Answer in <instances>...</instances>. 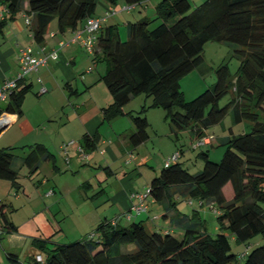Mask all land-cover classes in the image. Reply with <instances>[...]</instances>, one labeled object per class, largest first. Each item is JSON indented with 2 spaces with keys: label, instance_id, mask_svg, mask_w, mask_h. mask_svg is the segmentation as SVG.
<instances>
[{
  "label": "trees",
  "instance_id": "16d2710c",
  "mask_svg": "<svg viewBox=\"0 0 264 264\" xmlns=\"http://www.w3.org/2000/svg\"><path fill=\"white\" fill-rule=\"evenodd\" d=\"M125 1L130 6L146 0ZM0 6L2 15L5 11L11 15L25 12L34 40L41 43L54 19L61 33L83 27L88 17L96 16L97 1L0 0ZM155 12V18L129 22L124 40L114 24L102 25L98 33L93 61L104 62L102 79L113 97L112 103L102 109L103 119L110 122L128 114L124 105L133 96L146 94L152 97L150 106L162 107L165 118L175 128H190L194 140L230 110L236 122L248 121V131L225 139L226 151L220 162L210 160L208 151L202 150L199 154L205 164L200 172L193 174L176 160L164 165L148 185L150 196L165 210L177 207L176 197L190 203L197 200L200 206L210 204L217 212V233L207 231L196 208L170 218L180 233L149 229L144 220H135L136 217L123 225L125 211L116 224L111 223L112 219L102 220L96 237L92 234L53 247L48 245L49 238L34 237L32 243L46 257L39 261L37 256L41 254H32L23 261L18 254L7 252L11 264H241L239 256L232 252L229 238L247 243L261 235L264 240V0H204L196 6L191 0H160ZM157 20L158 24L151 27ZM4 23L0 20L1 25ZM208 40L242 46L237 50L242 56L240 68L233 76L228 65L221 64L216 69L215 85L187 101L180 80L201 66ZM27 75L17 79V86L0 106V113H22L25 95L32 89V84L26 82ZM229 92L231 99L221 106V99ZM129 115L135 125L131 142L136 145L146 141L147 118ZM97 140L98 137L86 136L82 145L88 151ZM12 149L0 147V178L19 189ZM52 157L44 145L37 144L23 163L32 174L41 160ZM8 209L1 199L0 240L3 234L18 232ZM243 264H264V243L250 251Z\"/></svg>",
  "mask_w": 264,
  "mask_h": 264
},
{
  "label": "crops",
  "instance_id": "0c3cea01",
  "mask_svg": "<svg viewBox=\"0 0 264 264\" xmlns=\"http://www.w3.org/2000/svg\"><path fill=\"white\" fill-rule=\"evenodd\" d=\"M96 1L95 15L105 17L102 25L114 24L119 27L122 21L128 26L130 20H127L126 16H131V9L139 6L147 13L151 9V14L148 13V16L147 13L139 11V15L134 16L135 20L144 17L155 18V7L160 0H146L137 5H130V10L123 9L128 5L125 0ZM2 9L0 6V11ZM26 18L23 11L15 15L7 11L3 15L0 14V20H5L4 24H0V86L5 79L14 78L19 73V52L23 46H31L34 55L41 56L60 47L61 41H68L73 34L72 30L61 33L58 27H53L51 23L43 42L37 43ZM119 33L122 39L120 30ZM125 35L127 38L128 27ZM93 56L80 43L70 42L58 49L56 58H48L37 71L29 73L26 82L32 84L36 95L30 94L32 89L26 93L22 113L7 112L11 122L0 133V147L22 148L20 153L23 154V159L35 145H44L53 157L41 160L38 170L32 174L27 167L30 178L40 177L38 184L44 187V196L60 203L74 191L81 194L80 189L83 188L84 194L91 198L93 205H104L97 218L102 221L114 219L138 201L133 194L143 192L149 185L140 165L148 163L150 157L140 152L142 146L147 144L146 141L132 147L130 136L135 130L133 121L119 116L110 122L104 121L102 109L112 103L113 97L107 93L109 90L106 84V87L102 85L105 64L95 63ZM42 87H46L47 91L42 93ZM104 88L107 89L104 91ZM85 90L88 91V98L81 97L77 100L80 92ZM4 104L1 103L0 106ZM106 123L109 125H105ZM86 136L89 139L98 137V140L88 148V158L83 159L77 148L85 143ZM5 137L7 142L3 143L2 139ZM70 140H75V143L69 146L68 152L65 153L61 147ZM214 143L215 138L212 139L211 146ZM139 156L143 159L142 162ZM68 174L81 176H78L75 184L71 186L66 179ZM144 178L147 180H142ZM0 186L6 188L8 185L0 183ZM50 190L52 192L49 193ZM1 195L2 191L0 200L5 194ZM81 203L85 204V200ZM55 205L56 203L52 204ZM52 206L48 207L50 211ZM179 212H182L179 206L165 210L161 203L149 197L145 217L153 215L157 224H145L149 229H171L180 233L170 221V218ZM199 212L201 216L204 215L203 211ZM205 214L202 216L204 220L208 216V213ZM122 219L127 224L131 222L130 219ZM10 235L14 236L13 238L19 237L20 243L24 244L23 236L15 233Z\"/></svg>",
  "mask_w": 264,
  "mask_h": 264
},
{
  "label": "rangeland",
  "instance_id": "374dc122",
  "mask_svg": "<svg viewBox=\"0 0 264 264\" xmlns=\"http://www.w3.org/2000/svg\"><path fill=\"white\" fill-rule=\"evenodd\" d=\"M203 1L204 0H191L193 6L201 4ZM150 10H148L149 14H151ZM139 11L147 13L143 11V7L140 8L139 6L136 9H131L132 15L126 16L127 20L135 22L137 19L135 20L134 16L139 15ZM123 13L125 14L126 11ZM124 22L125 21L119 23L122 40L126 39L127 36L125 35V31L128 26H126ZM51 23L53 27L57 26L56 19ZM157 24L158 21H154L151 27ZM241 48L242 46L233 42L208 40L204 46V61L201 66L194 68L180 80L185 100H192L206 89L212 88L217 80L216 69L221 64H227L230 74L233 76L236 75L242 61V56L237 50ZM98 64H104V62H99ZM102 83V85L106 87L104 81ZM105 89L107 88H104V91ZM30 94L36 95L35 88L30 91ZM100 96H102V94H100ZM81 97L88 98V91H81L77 96V100ZM231 97L232 93L229 92L221 99L219 104L223 106ZM151 103L152 97L146 94L133 96L131 100L124 105V111L128 114L119 116L122 118L124 117L123 119L133 121L132 116L129 114L139 115L146 117L149 122L147 128L149 137L145 142L147 144H144L141 148L142 150H140L142 154H147V156L150 157V161H147L148 163H142L140 165L143 168L142 173L145 174L146 178L149 180L147 182H150L154 176L163 169L166 159H168L173 152L179 151L181 153L178 162L193 174L200 172L204 167L205 160L199 154L202 150L208 151L210 160L220 162L226 151L225 139L249 130L248 122L246 120L236 122L230 110L220 122L211 124L205 129L204 133L214 136V145L193 148L194 133L192 130L190 128L183 130L175 128L165 118V110L162 107L150 106ZM143 107L145 108L144 111H142ZM105 125L109 124L106 123ZM7 127H4V129ZM4 129L0 130V133ZM6 140L7 138L5 137L2 139V142L6 143ZM131 144L132 147L136 146L132 142ZM21 149L20 147H14L12 149L15 155L13 164L18 171V181L21 187L16 189L11 182L0 180L2 181L0 183L8 185L6 188L0 186V191H2V195L5 194L2 200L8 204L9 217L18 227V232L15 234L23 236L25 242L21 244L19 237L13 238L14 236L10 234H3L0 240V264H11L7 258V252L18 254L23 261L27 260L32 254L37 253L42 254L45 258V252L32 243L34 237L42 239L49 238L50 242L48 245L53 247L56 244H66L82 240L88 238L92 234H95V237L98 236L97 227L101 220L97 218L99 211H103L104 206L96 207L93 205L91 198H88L84 194L85 191L83 188L80 189L81 194L78 191H74L65 197L61 203L45 197L44 187L38 184L40 177L30 178L27 166L23 163V154L20 153ZM139 159L140 161L143 160L140 156ZM78 176H81V174ZM78 176L68 174L66 179H68V182L72 186L75 184V180ZM142 177H144V175H142ZM142 180L147 179L144 178ZM175 199L177 201V206H179V210L182 212L189 213L196 208L204 212V215H202L203 217L206 215L205 213H208L205 220L206 229L212 235L217 233V212L211 208L210 204L200 206L197 200H194V203H190L183 197H176ZM83 200H85V204L81 203ZM53 203H56V205L52 206ZM50 206H52L51 211L48 208ZM147 212L141 213L136 219L144 220V223L157 224V221L153 219V215H151V217H145ZM121 224L127 225L124 219L121 220ZM229 239L232 252L239 256V262L241 264L245 262L250 251L264 243L261 235L253 237L247 243L236 241L232 237ZM132 245L135 246L134 244ZM244 252H247V254L244 255Z\"/></svg>",
  "mask_w": 264,
  "mask_h": 264
},
{
  "label": "built area",
  "instance_id": "2783aa9c",
  "mask_svg": "<svg viewBox=\"0 0 264 264\" xmlns=\"http://www.w3.org/2000/svg\"><path fill=\"white\" fill-rule=\"evenodd\" d=\"M131 6L127 5L123 9L130 10ZM2 15V12L0 13ZM27 23L30 22V18L27 16ZM105 20V17L100 16H91L88 17L86 23L83 27L78 28L73 31L72 37L68 41H61L60 46L68 44L70 42L80 43L86 51L92 53L95 51L98 39V33L102 27V24ZM58 50L52 49L51 51L44 53L41 56H36L33 53V48L31 46H23L19 52V62H20V71L16 78L14 79H5L3 84L0 86V104L7 101L9 92L17 86V79L26 77L30 72L37 70L41 65L45 64L48 58H56ZM47 91L46 87H42L41 92ZM11 119L7 112L0 113V130L4 129L10 125ZM213 137L211 135H202L198 138H195L193 142V148L199 147H208L212 143ZM75 140H70L66 143H63L62 149L65 153L68 152L69 146L73 145ZM78 151L81 153L83 159H87V151L85 147L80 144L78 146ZM132 153L130 156L132 157ZM180 157V152H174L168 159H166L164 165L169 166L172 162L178 160ZM68 159V158H67ZM52 190L49 191V193ZM150 190L147 187L143 192H135L133 195L137 197L138 201L133 204L129 210L124 213V217L131 219L137 215L148 211V199L150 197ZM120 216L115 217L111 220L112 224H116ZM154 217L153 219H155ZM37 259L42 260V256L38 255Z\"/></svg>",
  "mask_w": 264,
  "mask_h": 264
}]
</instances>
